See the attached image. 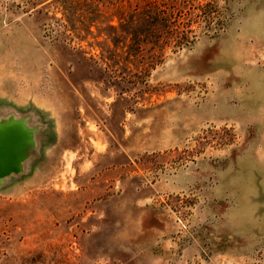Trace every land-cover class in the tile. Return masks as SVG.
<instances>
[{"label": "rangeland", "instance_id": "obj_1", "mask_svg": "<svg viewBox=\"0 0 264 264\" xmlns=\"http://www.w3.org/2000/svg\"><path fill=\"white\" fill-rule=\"evenodd\" d=\"M146 5L0 0L50 134L0 185V264H264V0L159 2L194 31L177 51Z\"/></svg>", "mask_w": 264, "mask_h": 264}, {"label": "crops", "instance_id": "obj_2", "mask_svg": "<svg viewBox=\"0 0 264 264\" xmlns=\"http://www.w3.org/2000/svg\"><path fill=\"white\" fill-rule=\"evenodd\" d=\"M40 64V46L30 27L20 18L0 24V124L19 120L24 127L32 129L37 151L50 137L46 131L48 122L42 120L37 107L31 103L28 90L33 77L28 69H35L37 74ZM28 153L19 174L26 172L32 151Z\"/></svg>", "mask_w": 264, "mask_h": 264}, {"label": "trees", "instance_id": "obj_3", "mask_svg": "<svg viewBox=\"0 0 264 264\" xmlns=\"http://www.w3.org/2000/svg\"><path fill=\"white\" fill-rule=\"evenodd\" d=\"M166 0H142V2L147 3V5L143 8V12L140 13L141 8H136L134 11L138 10V17L139 19L141 17L144 18H149L151 19V21H147V25L145 26V29L143 30V33H141V30H134L132 29V32H130L131 35H133L134 37H136L138 35V33H141L140 35H151L152 33H154L153 35L156 37V34H158V39L162 38L163 36H160L158 32H153L152 27L154 26V22H156V24L158 23V19L159 17L165 16L167 15V17L172 18V16L174 18V22L172 24V27L169 28L168 31L164 32V34H167V37H169L170 39H173V43L174 44V49L177 50H181L183 49V47L189 43H191V40L195 37L194 31L191 30V26L190 25H186L185 27L181 28L180 27V20L177 19V17H179V15H181V11H179V9L173 5L172 7L169 6L170 8H166V11H159L160 7H158V3L159 2H165ZM176 0H173V2ZM177 5V4H175ZM141 16V17H140ZM129 19H131L130 21H128L129 25H133L134 23V16H129ZM125 21V20H124ZM149 26V27H148ZM129 33V32H128ZM160 41V40H158ZM159 43V42H157ZM156 45V44H155ZM169 45H167V43L163 46H157L156 47V51L159 52V56L153 60V62H150L149 64H147V66H144L147 68V71L150 73L151 69L157 67L159 64L162 63L163 61V57H164V53L166 52V49ZM145 48L143 47H139L138 51L141 53L142 51H144ZM145 65V64H144Z\"/></svg>", "mask_w": 264, "mask_h": 264}, {"label": "water", "instance_id": "obj_4", "mask_svg": "<svg viewBox=\"0 0 264 264\" xmlns=\"http://www.w3.org/2000/svg\"><path fill=\"white\" fill-rule=\"evenodd\" d=\"M35 133L16 120L0 124V184L21 172L22 164L35 147Z\"/></svg>", "mask_w": 264, "mask_h": 264}]
</instances>
